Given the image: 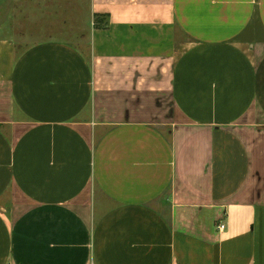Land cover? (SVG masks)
I'll return each instance as SVG.
<instances>
[{
    "label": "crops",
    "instance_id": "0c3cea01",
    "mask_svg": "<svg viewBox=\"0 0 264 264\" xmlns=\"http://www.w3.org/2000/svg\"><path fill=\"white\" fill-rule=\"evenodd\" d=\"M56 1L0 64V264H264V0Z\"/></svg>",
    "mask_w": 264,
    "mask_h": 264
},
{
    "label": "rangeland",
    "instance_id": "374dc122",
    "mask_svg": "<svg viewBox=\"0 0 264 264\" xmlns=\"http://www.w3.org/2000/svg\"><path fill=\"white\" fill-rule=\"evenodd\" d=\"M42 1L40 0L38 4ZM13 4V0H0V38L8 42L0 44V64L10 62L9 60L16 58L23 50L28 41L24 39L25 32L31 33L34 37L40 35L43 39L49 37L72 39V29L74 32H80L81 24L77 20L82 19L86 10V8L57 6L56 0H48L46 5L38 7H25L20 3L14 6ZM40 18H47V23H35V19ZM89 25L87 24V27Z\"/></svg>",
    "mask_w": 264,
    "mask_h": 264
},
{
    "label": "built area",
    "instance_id": "2783aa9c",
    "mask_svg": "<svg viewBox=\"0 0 264 264\" xmlns=\"http://www.w3.org/2000/svg\"><path fill=\"white\" fill-rule=\"evenodd\" d=\"M218 229H219L220 231H223V230L226 229V226H225L224 224H222V225L218 226Z\"/></svg>",
    "mask_w": 264,
    "mask_h": 264
}]
</instances>
